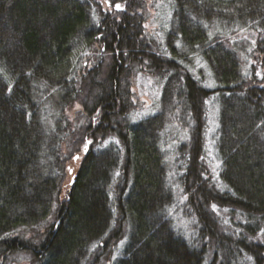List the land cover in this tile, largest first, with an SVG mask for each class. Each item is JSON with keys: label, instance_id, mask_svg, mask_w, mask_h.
Wrapping results in <instances>:
<instances>
[{"label": "trees", "instance_id": "trees-1", "mask_svg": "<svg viewBox=\"0 0 264 264\" xmlns=\"http://www.w3.org/2000/svg\"><path fill=\"white\" fill-rule=\"evenodd\" d=\"M169 1L164 52L147 0H0V264H203L208 253V264H264V0ZM241 32L254 35L250 53L230 39ZM188 52L213 88L179 62ZM135 71L161 81L157 111L136 120ZM48 104L60 114L51 128ZM176 127L188 132L174 154L194 241L168 215Z\"/></svg>", "mask_w": 264, "mask_h": 264}, {"label": "rangeland", "instance_id": "rangeland-1", "mask_svg": "<svg viewBox=\"0 0 264 264\" xmlns=\"http://www.w3.org/2000/svg\"><path fill=\"white\" fill-rule=\"evenodd\" d=\"M171 12L172 10L169 0H147V19L145 22V25L147 26V32L154 45H156L158 49L164 52H167V48L165 50V35L170 31ZM242 32L240 34L233 35L230 39L232 42L238 39L249 41V45L246 47V51L250 53L254 43V35L250 32ZM179 62L183 66L187 67L188 70L194 75V77L201 82V84L209 88L214 87V82L212 81L209 72L198 56L191 55L188 52V58L186 60L180 59ZM160 88L161 81H159L158 79L150 77L140 71L134 72L133 90L137 95V99L135 100V112L133 119L136 120L139 118L147 117L157 111ZM51 104L53 105V103ZM206 108L208 124L205 140V155L211 170L210 173L212 176V180H215L217 178V168L219 164L216 150V140L218 136V103L216 99H209L206 103ZM70 109L76 110L77 108L73 107ZM70 109H67L65 111L66 115L68 116H70L72 113ZM44 115V121L49 128L53 127L54 120L60 118V114L49 104L46 105V112ZM70 121L72 123V128L75 127L76 123L74 124L75 121L72 116L70 118ZM169 132V137L165 140L164 143L165 157L168 163L167 183L171 187V191L173 194V202L169 208L168 215L171 219L173 229L185 239L194 241L196 236L194 227L195 220L190 214L188 208L185 206V197L176 182L174 154L176 143L186 140L188 132L186 129L181 127L173 128L172 130H169ZM63 143H65V141ZM233 223L234 222L230 224L231 230L235 233H238L240 229L238 227H235ZM124 244L125 239H122L115 246L112 252V257H115L119 255L120 252H122ZM246 258L247 257H245L244 259ZM210 259L211 257L208 253L204 259L203 264H208ZM27 261L28 257L24 254H15L9 258V264H26ZM101 264H111V260L107 262L103 261Z\"/></svg>", "mask_w": 264, "mask_h": 264}, {"label": "snow or ice", "instance_id": "snow-or-ice-1", "mask_svg": "<svg viewBox=\"0 0 264 264\" xmlns=\"http://www.w3.org/2000/svg\"><path fill=\"white\" fill-rule=\"evenodd\" d=\"M116 8H117V9H120V5L117 4V5H116ZM146 27H147V26H146ZM77 107H79V106L77 105ZM88 143L90 144L91 141H88ZM85 151H87V144L85 145ZM73 159H79V157H73ZM69 171H71V169H69ZM213 210H215V205H213ZM262 231H264V230H262Z\"/></svg>", "mask_w": 264, "mask_h": 264}]
</instances>
